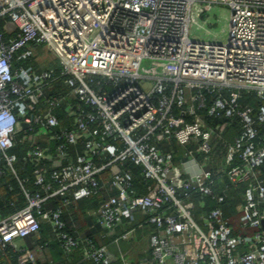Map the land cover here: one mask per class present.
Masks as SVG:
<instances>
[{"label":"built area","instance_id":"built-area-1","mask_svg":"<svg viewBox=\"0 0 264 264\" xmlns=\"http://www.w3.org/2000/svg\"><path fill=\"white\" fill-rule=\"evenodd\" d=\"M220 9L227 37H204ZM1 15L17 32L0 30V264H55L47 242L17 246L42 223L71 263L136 264L109 248L125 240L146 264H264V0H0ZM93 196L103 233L68 229Z\"/></svg>","mask_w":264,"mask_h":264},{"label":"trees","instance_id":"trees-1","mask_svg":"<svg viewBox=\"0 0 264 264\" xmlns=\"http://www.w3.org/2000/svg\"><path fill=\"white\" fill-rule=\"evenodd\" d=\"M0 30L3 32L5 40L15 36L17 32L16 26L14 25V23L10 20V18L7 15L0 16ZM57 90H60L61 92H63L65 91V88L54 87L51 91H48V93H53ZM239 101L240 103L242 102L243 104L251 103L254 107H256L259 104V102H262L260 99L256 98L255 95L245 94V93L239 99ZM59 115L61 119L64 118L65 114L63 113V110L59 111ZM238 127H239L238 122H235V125H234L235 130L238 129ZM27 148L28 147L26 144L17 143L15 145L14 150L18 153V156L23 157L26 153ZM46 155L48 156L49 153L45 154V156ZM121 166L126 167L130 170L134 178L135 184L137 185V187H140L141 184L140 182H138V179H140V175H139L140 167L136 166L130 161H124ZM118 167L120 168L119 165ZM261 171H262V176L264 178V162L261 166ZM12 184H13V189L10 192L6 193L7 199H10V196L14 192L19 190L16 182H13ZM110 193H112V191H110ZM58 201H60V199L56 198L51 202V204H56ZM239 201H241V199L235 197L234 201L227 202L226 204L223 205L226 216H228L229 218L231 217L230 220H233V221L237 220L238 215L236 217L235 215L236 210H234V204L236 205V203ZM99 202H100V198L93 196V197L78 199L74 205H70L69 207H67L64 212L65 220L68 221L67 228L69 229V227H72L75 224L77 225L78 229L84 232V234L86 235H89L91 237L100 236L101 233H103L102 232L103 229L96 222L95 217L89 212L95 209L98 206ZM8 208H11V207L8 206ZM5 211H7L6 208L4 209L3 212ZM232 224L235 225L234 222H232ZM124 226L119 227L118 230L120 231L121 229L124 228ZM49 233H50V227L48 226V224L42 223L39 233L36 236H29V237L19 239L17 241V246L18 247L20 246L35 247L38 244L47 242L48 252L54 261L53 263L55 264H57L56 262L60 264H94L87 260L77 262L76 259H78V257L76 258L75 256L73 260L74 262L71 263L72 261L71 255L70 254L65 255V253L63 252V249L60 247L59 242L56 241L55 239H51V240L49 239ZM107 240L110 241L111 237L109 239L107 238ZM127 245H133V244H131V242L129 241L121 240L118 243H113V242L109 243V248L116 255H120V253H122L121 252L122 249L124 251L127 250L126 249L128 247ZM10 254L11 255L8 257L10 264H14L16 260L17 252L10 250ZM111 264H122V262L120 261V259H118L117 261L112 262Z\"/></svg>","mask_w":264,"mask_h":264},{"label":"rangeland","instance_id":"rangeland-1","mask_svg":"<svg viewBox=\"0 0 264 264\" xmlns=\"http://www.w3.org/2000/svg\"><path fill=\"white\" fill-rule=\"evenodd\" d=\"M219 13L222 15V17L225 16V18L223 20H219L215 25L211 26V28L207 31L205 29L204 32V37H211L214 36V38H218V39H225L227 37V17L228 15L226 14V10L225 9H220ZM204 25L206 24V21L204 23ZM201 34H203V32H201ZM139 239V238H138ZM140 241V239H139ZM134 250H127L126 252H129V254L125 253H120V256L124 257L125 259L129 260V261H134L136 262V264H146L145 262H143L142 258L137 255V259H136V253H141V249L145 246L144 243H139L138 245L134 244ZM146 254L143 253V256H145ZM137 260V261H136Z\"/></svg>","mask_w":264,"mask_h":264},{"label":"crops","instance_id":"crops-1","mask_svg":"<svg viewBox=\"0 0 264 264\" xmlns=\"http://www.w3.org/2000/svg\"><path fill=\"white\" fill-rule=\"evenodd\" d=\"M138 182H140V179H138ZM235 215H236V217H237V215H238V214L236 213V211H235ZM230 219H231V217H230ZM237 219H238V217H237ZM231 221L234 222L235 225H238L237 220H236V221H235V220H234V221L231 220ZM142 225H143V224L141 223V226H142ZM142 228L144 229V226H142V227L139 228V235H140L141 239H147V238H148V233H147L145 230H148L149 227H148V228L146 227L144 230H143ZM102 232H103V231H102ZM143 243H144V242H143ZM127 246H128V247L126 248L127 250H131V249L134 250V246H133V245H127ZM127 250H126V251H127ZM123 251H124V250L122 249L121 252H122L123 254H124V253H125V255H126V254H129V252H126V251L123 252ZM56 263H58V262H56Z\"/></svg>","mask_w":264,"mask_h":264},{"label":"water","instance_id":"water-1","mask_svg":"<svg viewBox=\"0 0 264 264\" xmlns=\"http://www.w3.org/2000/svg\"><path fill=\"white\" fill-rule=\"evenodd\" d=\"M262 225L264 226V218L262 219Z\"/></svg>","mask_w":264,"mask_h":264}]
</instances>
